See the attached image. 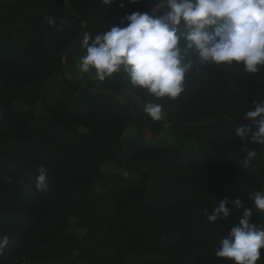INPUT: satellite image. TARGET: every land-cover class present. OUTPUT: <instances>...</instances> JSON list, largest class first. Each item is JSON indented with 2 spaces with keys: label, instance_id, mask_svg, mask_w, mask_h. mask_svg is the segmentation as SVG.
I'll use <instances>...</instances> for the list:
<instances>
[{
  "label": "trees",
  "instance_id": "1",
  "mask_svg": "<svg viewBox=\"0 0 264 264\" xmlns=\"http://www.w3.org/2000/svg\"><path fill=\"white\" fill-rule=\"evenodd\" d=\"M157 3L0 0V236L9 239L0 264H48L75 254L70 264H234L215 252L244 209L230 204L229 217L215 223L205 211L239 198L253 223L264 221L252 199L264 192V145L235 131L255 130L245 113L264 101V69L249 74L208 64L187 75V91L176 100L134 88L127 104L91 83L53 79L63 74V59L79 54L76 41L85 34L126 25L127 14L151 12ZM46 17L65 21L63 30ZM116 81L131 85L123 71ZM15 101L29 109L15 110ZM147 102L163 105L175 146L159 137L164 123L145 113ZM199 137L200 148L181 151ZM249 151L256 152L250 160ZM105 161L129 176L104 174ZM41 166L47 192L36 188ZM95 183L100 193L92 191ZM72 217L82 222L83 236L69 231Z\"/></svg>",
  "mask_w": 264,
  "mask_h": 264
},
{
  "label": "clouds",
  "instance_id": "2",
  "mask_svg": "<svg viewBox=\"0 0 264 264\" xmlns=\"http://www.w3.org/2000/svg\"><path fill=\"white\" fill-rule=\"evenodd\" d=\"M138 3L139 0H132ZM111 5L113 0H103ZM49 26L62 31L54 17L45 18ZM126 25L112 24L91 38L83 36L86 54L80 57V70H95V78L105 81L123 71L133 88L146 90L157 100H176L187 91V75L208 64L243 67L249 74L264 69V0H158L151 12H133L125 17ZM145 113L153 120L162 119L163 105L147 102ZM0 119L3 114L0 113ZM255 125H241L236 134L264 145V101L255 102L245 113ZM256 156L249 151L246 159ZM38 191L47 192L48 173L39 168ZM253 203L264 212V192L254 193ZM243 208L238 223L220 241L216 257L234 264H264V228L251 220L252 210L237 198L220 200L212 213L205 211L209 223L226 219L229 205ZM9 244L0 236V254Z\"/></svg>",
  "mask_w": 264,
  "mask_h": 264
},
{
  "label": "rangeland",
  "instance_id": "3",
  "mask_svg": "<svg viewBox=\"0 0 264 264\" xmlns=\"http://www.w3.org/2000/svg\"><path fill=\"white\" fill-rule=\"evenodd\" d=\"M5 1H16V0H5ZM21 26H26L27 22L26 20H20L19 21ZM83 37H81L79 40L76 41V44L80 48L79 54L76 56V58L72 61H66L63 59L64 64H65V70L63 74L56 75L54 76V80L56 82H60L63 78H70L74 79L80 83L86 84V83H91L92 87L95 89H100L102 91L110 92L113 93L114 96L123 104H127L132 96H134V88L129 85V84H124L121 82H113V77L106 79L105 81H99L98 79L95 78V70H91L88 73H84L80 70L79 64H80V57L86 54V49L83 46L82 43ZM261 81L264 82V75H261ZM13 108L17 111H24L28 110L25 105H23L19 101L13 102ZM36 113H39L38 108H33L30 109ZM164 123L162 130L159 132V137L163 139L164 143L166 146H175L176 143L173 140V138L170 136V130H171V125L167 123L166 120V115L163 113L162 119L158 120ZM130 131V126L127 127L124 135H123V140L126 139L128 133ZM146 136L148 138H151L152 135L150 132H146ZM203 144V138L199 137L187 145H182L180 147L182 152H189V151H194L198 148H200ZM100 170L104 174H110V173H120L124 174L126 176H129V173L126 171H123L119 168V166L116 165V163L112 161H105L100 165ZM103 190V187L97 183H95L92 187V191L95 193H100ZM69 231L73 233L76 236H83L86 232L84 227L82 226V222L79 221L77 218L72 217L69 222ZM259 227L264 228V221L259 225ZM78 256L75 254L68 260H54L49 261L48 264L55 263V264H70L72 261H77ZM16 264H31L29 260H18Z\"/></svg>",
  "mask_w": 264,
  "mask_h": 264
},
{
  "label": "built area",
  "instance_id": "4",
  "mask_svg": "<svg viewBox=\"0 0 264 264\" xmlns=\"http://www.w3.org/2000/svg\"><path fill=\"white\" fill-rule=\"evenodd\" d=\"M51 264H55V263H51Z\"/></svg>",
  "mask_w": 264,
  "mask_h": 264
}]
</instances>
